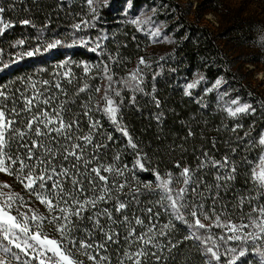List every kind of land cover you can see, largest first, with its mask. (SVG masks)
<instances>
[{
    "label": "trees",
    "instance_id": "1",
    "mask_svg": "<svg viewBox=\"0 0 264 264\" xmlns=\"http://www.w3.org/2000/svg\"><path fill=\"white\" fill-rule=\"evenodd\" d=\"M0 8H4L0 20L10 25L0 34V91L8 94L9 107L15 100L17 108H23L19 95L29 84L41 86L43 81H49V85L43 87L52 92L55 90L51 84L59 82L67 95L58 94V102H66L64 107L70 110L68 114L79 117L81 132L87 133L89 123L88 117L83 116L84 105L104 107L103 84L108 80L101 78V63L112 57L110 72L117 80L127 78L138 67L142 70V87L150 95L134 94L123 89L121 96L115 99L119 103L123 98L117 118L140 145V150L147 153L146 170L134 168L135 150L127 146L126 138L115 131V125L107 116L95 110L90 113L93 120L102 125L95 139L107 145L99 150L100 161L128 166L126 178L129 186L119 196L129 203L126 211L130 218L134 214L140 215L147 225L150 217L143 209L152 207L153 214L160 212L158 218L152 216V223H168L170 217L156 204L161 193L156 186L155 172L161 175L171 172L175 178L180 171L175 167L177 162L194 168L204 151L220 159L229 149L235 148L231 159L238 173L233 186L237 193L251 190L250 169L264 155V147L257 143L260 134H264V98L235 70L234 60L219 45L217 37L200 24L191 23L180 4L173 0H108L107 4L96 8L93 2L90 5L87 0H0ZM144 12L151 14L153 24H163L162 27L169 32L174 45L164 56L155 57L150 53L152 38L144 28L133 23ZM24 20L30 23H22ZM83 21H87L88 25L84 26ZM76 24H81L82 30L77 31ZM80 38L100 40L103 55L100 50H91L94 45L80 44ZM56 40L61 43L48 47ZM29 52L33 55H28ZM141 57L145 59L146 66L139 65ZM84 65L92 66L87 75ZM66 72L67 76L64 75ZM85 83L89 88L78 92ZM189 83L195 84V87L186 89ZM97 87L99 92L95 91ZM26 94L32 93L29 90ZM133 94L135 104L129 102ZM153 97L159 100V107H156ZM233 99H238L240 104H250L254 111L230 116L225 107ZM160 113L162 120L157 123L154 117ZM236 125L240 127L235 132L231 131ZM189 128L194 133L191 137L187 135ZM109 134L111 140L107 139ZM213 141L216 142L215 147ZM91 151L89 146L88 154ZM117 154L119 161L114 160ZM205 178L209 183L213 182L212 175ZM2 181L3 185L9 186L2 187L9 194L23 197L25 207L21 211L31 209L44 218L41 232L50 238L60 239L55 223L50 222L53 213L48 207L31 195L14 174L3 173ZM145 185H151V188H145ZM180 186L175 184L177 188ZM69 187L66 183L65 188ZM84 187L87 189L86 183ZM132 189L139 193L137 200L131 199ZM114 199L106 204H97V209L111 208ZM234 203L231 202L229 207L232 208ZM242 210L249 211V206L243 205ZM92 211L89 208L82 213L83 219L73 217V221L80 226L87 225ZM113 215L115 217L116 213L113 212ZM231 219L239 224L241 209H233ZM202 223L209 225L210 221L202 220ZM174 225L169 235L173 241L181 243L171 254L165 252L167 260L162 259L160 264H203L200 245L194 240H184L188 234L187 226L179 221H175ZM136 231L139 233L141 227L137 225ZM211 231L222 234L221 228L212 227ZM100 238L97 233L96 239ZM162 239L166 241L168 237ZM122 245L123 239L120 244H109L107 254L111 257V264H117V250L122 251ZM233 245L239 247L236 242H230L229 246ZM247 248L248 252L237 260V264H259V257L253 254L251 244ZM77 259L92 264L86 256L77 255ZM31 264L37 262L33 260ZM147 264H155L151 256L147 258ZM218 264H227V261L221 257Z\"/></svg>",
    "mask_w": 264,
    "mask_h": 264
},
{
    "label": "snow or ice",
    "instance_id": "2",
    "mask_svg": "<svg viewBox=\"0 0 264 264\" xmlns=\"http://www.w3.org/2000/svg\"><path fill=\"white\" fill-rule=\"evenodd\" d=\"M87 2L91 5L93 0ZM3 12L4 8H0V13ZM22 23L29 24L30 21L24 20ZM82 23L88 25L87 21ZM133 23L140 26L142 22L134 20ZM9 26L0 20V34ZM74 27L77 31L82 30L81 24ZM159 34L158 28L149 31L153 37H159ZM60 43L56 40L55 44H49L48 47ZM80 44L94 45L91 47L93 52L100 50L101 55L104 53L100 40L80 38ZM27 54L33 55L31 52ZM112 62L109 56L107 62L101 63V78L108 80L103 97L104 107L100 108L98 104L84 105L83 116L88 117L89 123L87 133L81 132L80 118L68 114L70 110L64 107L66 102H58V94L67 95L59 82L51 84L55 90L52 92L43 87L49 85V81H43L41 86L29 84L19 95L23 108H17L15 100L9 107L8 94L0 91V173L14 174L31 195L48 207L49 212L53 213L50 222L55 223L60 236V239H53L43 234L40 229L44 218L31 209L21 211L25 207L22 196L0 191V264H31L33 260L37 264H83L77 255L86 256L92 264H111V257L107 254L108 246L120 244L121 239L124 245L122 251L117 250V264H142V261L147 264L149 256L155 264H160L162 259L167 260L165 252L171 254L181 243L173 241L169 235L175 221L187 226L188 234L184 240H194L203 249V264H218L221 257L225 258L227 264H237V260L248 252V244H251L253 254L259 257V264H264V157L250 169L251 190L247 193H237L233 186L238 173L231 159L236 152L235 148L229 149L220 159L204 151L194 168L177 162L175 167L180 171L175 178L171 172L164 175L155 172L158 181L156 186L161 193L156 204L170 217V221L163 225L152 223L153 215L157 218L160 216V212L153 214L152 207L143 209L150 217L147 225L140 215L129 217L126 211L129 203L119 196L129 186L126 178L128 166L100 161L99 150L107 145L95 139L102 125L94 121L90 113L95 110L107 116L115 125V131L126 138L127 146L135 150L134 168L146 170L147 153L140 150V145L117 118L123 98L118 103L115 97H120L123 89L134 94L150 93L144 92L143 74L139 67L127 78L116 80L110 72L109 65ZM139 65L146 66L143 57ZM91 67L84 65L86 75ZM193 87V83L186 85L189 90ZM88 88L89 85L85 83L79 87L78 92ZM29 90L31 95L26 94ZM95 91L99 92V88ZM134 94L129 97L132 104L136 102ZM153 99L156 107H159V100L155 97ZM250 110L254 111L250 104H240L238 99H233L225 107V111L232 117L249 113ZM154 118L159 123L162 113L156 114ZM239 127L234 126L231 131L235 132ZM187 135H194L191 128ZM107 139H112L111 134ZM215 143L212 142L213 147ZM257 143L264 147V134H260ZM89 146L91 154L87 152ZM119 159L117 154L114 160ZM209 174L213 177L212 183L205 178ZM66 183L70 185L67 189ZM175 184L181 186L177 188ZM144 187L151 188V185ZM132 192L131 199L137 200L139 193L135 189ZM113 199L111 208L97 209V204H106ZM233 201L235 203L230 208L229 204ZM245 204L249 206L247 212L242 210ZM89 208L93 211L87 218V225L80 226L73 221V217L83 219L82 213ZM236 208L241 209L242 220L239 224L231 219V212ZM113 212L116 213L115 217ZM202 220H208L210 224L205 225ZM137 225L141 227L139 233L136 231ZM212 227L221 228L222 234L213 233ZM97 233L101 237L99 240L96 239ZM164 237L168 239L165 241L162 239ZM230 242H236L239 247L229 246Z\"/></svg>",
    "mask_w": 264,
    "mask_h": 264
},
{
    "label": "rangeland",
    "instance_id": "3",
    "mask_svg": "<svg viewBox=\"0 0 264 264\" xmlns=\"http://www.w3.org/2000/svg\"><path fill=\"white\" fill-rule=\"evenodd\" d=\"M173 1L182 6L191 23L200 24L217 37L219 45L234 60L235 70L264 98V0ZM107 2L93 0V5L102 7ZM137 20L142 22L139 27L148 34L150 30L159 29V37L150 35L153 44L149 51L152 55L161 57L172 50L174 43L163 24H153L151 14L146 12ZM103 85L106 88L108 82ZM2 176L0 173V186L4 183ZM0 191L9 194L2 187Z\"/></svg>",
    "mask_w": 264,
    "mask_h": 264
}]
</instances>
